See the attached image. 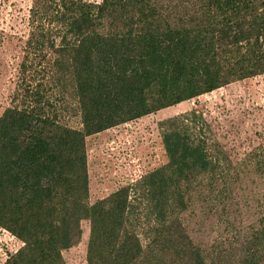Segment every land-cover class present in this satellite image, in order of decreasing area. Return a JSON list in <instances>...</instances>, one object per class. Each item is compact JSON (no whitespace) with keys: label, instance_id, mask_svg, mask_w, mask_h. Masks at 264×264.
<instances>
[{"label":"trees","instance_id":"obj_1","mask_svg":"<svg viewBox=\"0 0 264 264\" xmlns=\"http://www.w3.org/2000/svg\"><path fill=\"white\" fill-rule=\"evenodd\" d=\"M27 27L0 114V228L22 246L1 264H67L83 220L87 264H232L181 219L232 179L200 111L162 120L167 162L93 204L85 138L264 74V0H31ZM262 207L233 264H262Z\"/></svg>","mask_w":264,"mask_h":264},{"label":"rangeland","instance_id":"obj_2","mask_svg":"<svg viewBox=\"0 0 264 264\" xmlns=\"http://www.w3.org/2000/svg\"><path fill=\"white\" fill-rule=\"evenodd\" d=\"M99 1V0H96ZM31 0H0V114L15 87ZM200 111L231 163L232 179L195 196L181 214L195 245L238 260L247 250L264 204V74L229 83L177 105L116 125L85 138L89 204L133 183L167 162L159 123L189 110ZM62 121L80 128V117L66 111ZM218 188V189H217ZM80 241L63 252L67 264H87L89 222L81 221ZM22 242L0 228V264ZM264 264V252L262 253Z\"/></svg>","mask_w":264,"mask_h":264}]
</instances>
